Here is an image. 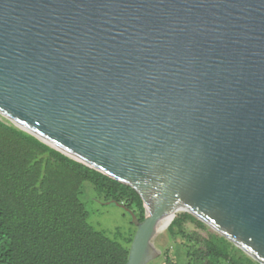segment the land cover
Returning <instances> with one entry per match:
<instances>
[{"label": "water", "instance_id": "95a60500", "mask_svg": "<svg viewBox=\"0 0 264 264\" xmlns=\"http://www.w3.org/2000/svg\"><path fill=\"white\" fill-rule=\"evenodd\" d=\"M0 117L135 191L126 264L166 212L264 264V0H0Z\"/></svg>", "mask_w": 264, "mask_h": 264}, {"label": "trees", "instance_id": "16d2710c", "mask_svg": "<svg viewBox=\"0 0 264 264\" xmlns=\"http://www.w3.org/2000/svg\"><path fill=\"white\" fill-rule=\"evenodd\" d=\"M84 184L143 221L134 190L0 119V264H126L133 234L120 244L86 223ZM166 235L182 245V264H257L189 213L176 214ZM170 253L162 264H176Z\"/></svg>", "mask_w": 264, "mask_h": 264}, {"label": "rangeland", "instance_id": "374dc122", "mask_svg": "<svg viewBox=\"0 0 264 264\" xmlns=\"http://www.w3.org/2000/svg\"><path fill=\"white\" fill-rule=\"evenodd\" d=\"M0 119L3 118L0 117ZM80 200L84 204L87 214L86 223L91 228L102 232L110 239H116L120 244H122V238L127 237L129 234H134L135 228L131 224L129 216L124 213L123 210L112 204H103L102 198L98 197L90 185L84 184L82 186V195L80 196ZM131 211L136 214V210L134 208ZM206 226L209 227L208 225ZM191 227L192 226H190V228ZM153 245L158 251H160V255L148 264H162V255L167 248L171 249L170 254L174 263L182 264L185 261L182 245L178 242V240L175 244H172L167 239L166 230L153 239ZM234 247L237 248L236 246ZM237 254L245 255L240 249H238Z\"/></svg>", "mask_w": 264, "mask_h": 264}, {"label": "bare ground", "instance_id": "6f19581e", "mask_svg": "<svg viewBox=\"0 0 264 264\" xmlns=\"http://www.w3.org/2000/svg\"><path fill=\"white\" fill-rule=\"evenodd\" d=\"M176 214H177L176 212H166L160 217V219H158L155 225V231L151 239L152 244H153V239L167 229V227L170 225Z\"/></svg>", "mask_w": 264, "mask_h": 264}, {"label": "flooded vegetation", "instance_id": "af4514ba", "mask_svg": "<svg viewBox=\"0 0 264 264\" xmlns=\"http://www.w3.org/2000/svg\"><path fill=\"white\" fill-rule=\"evenodd\" d=\"M124 212V211H123ZM125 213V212H124Z\"/></svg>", "mask_w": 264, "mask_h": 264}]
</instances>
